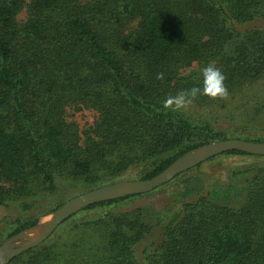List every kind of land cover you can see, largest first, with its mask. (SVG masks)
<instances>
[{"label":"trees","instance_id":"trees-1","mask_svg":"<svg viewBox=\"0 0 264 264\" xmlns=\"http://www.w3.org/2000/svg\"><path fill=\"white\" fill-rule=\"evenodd\" d=\"M257 20L264 0H0V207L19 208L0 244L130 170L145 181L211 142H264V126L245 132L264 119ZM209 64L227 98L164 106L203 89ZM80 111L92 114L83 130L68 119ZM225 155L256 161L220 185L202 184L200 164L148 194L88 206L6 264H264V157ZM162 193L159 210L122 211Z\"/></svg>","mask_w":264,"mask_h":264},{"label":"water","instance_id":"water-1","mask_svg":"<svg viewBox=\"0 0 264 264\" xmlns=\"http://www.w3.org/2000/svg\"><path fill=\"white\" fill-rule=\"evenodd\" d=\"M228 152H240L251 156L264 157V143L236 139L211 143L186 153L169 165L162 173L149 180L117 182L95 189L79 197L72 198L51 213L49 222L36 239L27 241L26 244L15 249L7 248L6 245L11 242V240L24 235L23 231L5 241L0 246V264H6L13 258L36 248L48 239L64 220L78 214L88 206L126 196L148 194L169 183L178 174L186 172L214 157ZM37 226L38 224L35 227Z\"/></svg>","mask_w":264,"mask_h":264},{"label":"rangeland","instance_id":"rangeland-1","mask_svg":"<svg viewBox=\"0 0 264 264\" xmlns=\"http://www.w3.org/2000/svg\"><path fill=\"white\" fill-rule=\"evenodd\" d=\"M256 22H258L259 25L264 26V21L257 20ZM256 89H258V88H256ZM68 119L69 120H75L78 124L79 129L83 130V129L91 126L92 114H91V112H88V111H80V112H77L75 114L69 113ZM235 121H237V119H235ZM261 121L262 122L258 123L257 125L254 124L253 127L245 128L246 131L241 130V129L239 131H245L248 133H249V131H259L264 126V119H262ZM227 125H230V123L227 122L226 125H224V126L228 127ZM258 135H260L259 138L263 139L264 138V130L259 132ZM236 140H240V139H236ZM211 143H215V142H211ZM262 143H264V142H262ZM236 156L237 155H225V154H223V155H219L217 157H214L212 161L208 160L209 162L206 161V162L202 163L201 164L202 166L198 172V175L201 178L202 184L206 187H210L213 184H217V185L223 184L224 182H226V180L228 178V172L230 169L241 168L243 166L251 165L252 162L256 161V158L236 157ZM136 173L137 172L130 170L126 173V176H121L117 182L138 180L136 177L137 176ZM117 182H115V183H117ZM112 184H114V183H112ZM63 189L64 190L62 192L64 194L65 193H67V194H69V193L75 194L76 193V189H71V188L69 189V187H67V186L64 187ZM86 193H88V192L76 193L77 195H75V196L73 195L72 198L79 197V196L86 194ZM166 199H167V195L164 193L159 194L158 196H152V197H148V198H144V199H137L134 202H132L131 204L125 206L122 209V211L130 210V209H133L135 207L143 206V205H152L155 209L159 210L160 208H162L164 206ZM18 212H19V208L16 205H11V206H9V208L0 207V243L10 230L9 225L7 224V222L9 221V217L12 218ZM50 218H51V214L41 218L38 225L43 221V223H44L43 227L45 228V226L49 222ZM29 231H31V229L25 230L23 234L25 235ZM50 237L51 236H49L48 238H50ZM14 240H12L10 242V244L8 243L6 245V247L15 249V248L22 246L23 244L27 243V241H26V242H23L21 244H18V243L15 244ZM2 244H0V246Z\"/></svg>","mask_w":264,"mask_h":264},{"label":"clouds","instance_id":"clouds-1","mask_svg":"<svg viewBox=\"0 0 264 264\" xmlns=\"http://www.w3.org/2000/svg\"><path fill=\"white\" fill-rule=\"evenodd\" d=\"M203 75V89L193 87L188 91H181L176 96H169L164 101L166 108H171L173 111L187 108L192 103V98H195L201 92L210 97L227 98L229 95L228 90L224 84L225 75L223 72L212 64L205 66L202 69ZM158 79L163 78V74H158Z\"/></svg>","mask_w":264,"mask_h":264},{"label":"bare ground","instance_id":"bare-ground-1","mask_svg":"<svg viewBox=\"0 0 264 264\" xmlns=\"http://www.w3.org/2000/svg\"><path fill=\"white\" fill-rule=\"evenodd\" d=\"M43 221L35 228L31 229V231H29L27 234H25L23 237H18V238H15L14 242L15 244H21L23 242H26V241H31V240H34L36 239L43 231ZM12 241V240H11ZM10 244V242H9ZM24 245V244H23Z\"/></svg>","mask_w":264,"mask_h":264}]
</instances>
